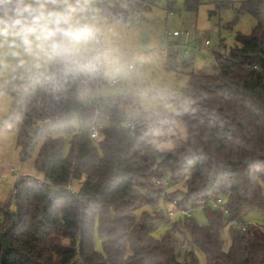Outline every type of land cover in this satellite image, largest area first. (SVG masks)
I'll list each match as a JSON object with an SVG mask.
<instances>
[{"label":"trees","instance_id":"1","mask_svg":"<svg viewBox=\"0 0 264 264\" xmlns=\"http://www.w3.org/2000/svg\"><path fill=\"white\" fill-rule=\"evenodd\" d=\"M113 1L98 0L97 8L123 23L145 3ZM197 2L185 0V9ZM231 7L230 0L216 3L218 11ZM6 8L0 4V15ZM233 12L226 29L243 14L255 26L250 35L236 34L227 51L221 43L211 53L216 74H195L191 57L179 61L178 48L167 51V70L181 69L188 81L177 94L151 96L176 114L144 112L129 94L98 98L106 125L99 145L87 134L93 112L77 91L82 82L105 85L103 66L91 54L71 53L72 30L65 16L56 18L47 70L18 67L9 82L14 104L0 132L16 131L20 162L32 160L40 179L16 181L14 212L0 204V264H199L197 254L203 264H264V227L249 222L245 232L234 230L211 206L223 199L230 218L242 221L264 214V7L243 0ZM24 21L34 26L31 16ZM158 180L173 189L162 194ZM173 201L190 216L165 225ZM198 208L205 226L192 219ZM160 225L168 228L156 237Z\"/></svg>","mask_w":264,"mask_h":264},{"label":"rangeland","instance_id":"2","mask_svg":"<svg viewBox=\"0 0 264 264\" xmlns=\"http://www.w3.org/2000/svg\"><path fill=\"white\" fill-rule=\"evenodd\" d=\"M77 1L57 0L53 4L51 0H0V4H8L11 7L7 15L5 13L0 15V18L5 19L9 24V26L0 25L7 28V35H0V123L5 120L14 104L8 87L16 69L32 67L47 70L51 58L48 49L50 37L44 39L41 28L51 31V25L58 16H65L62 23L72 30L70 49L73 55H90L99 45L100 61L107 80L105 85L95 91L96 98L129 94L137 98L144 112L162 108L174 114L177 111L172 106L151 96L154 92L177 94L188 81L185 72L181 69L170 71L166 68L167 53L164 48L176 45L181 40L174 39L171 33L189 32L200 43L209 41L204 51H194L190 54L193 59L192 71L195 74L211 75L216 74L218 69L213 70L211 53L217 51L221 43L227 51L233 45L236 34L250 35L255 26V21L249 15L243 14L231 29H226V26L234 20L233 8H237L238 3L243 0H230L232 7L219 11L216 9V3L225 0H198L193 11L185 9V0H144L145 3L136 9L140 21L130 29L127 23L107 17L100 12L97 8V0H83L78 7H75ZM107 1L112 5L114 3L113 0ZM17 6L31 7L44 12L45 18L36 25L40 28L29 36L31 41L29 45L23 43L21 35H17L21 28L13 25L15 19L24 20L29 17L27 13L24 17H16L14 9ZM131 10H129L130 18H132ZM49 12L57 13L58 16L49 17ZM35 14L38 15L39 11ZM37 36L41 38L37 39ZM183 49L181 40L178 50L182 52ZM113 79L118 83L110 86L109 82ZM25 175L40 179L32 160L26 162L19 160L16 131L0 132V204L6 205L10 212L15 211L13 200L15 183ZM172 189L173 186L168 191ZM72 190L77 192L76 185ZM262 191L264 195V187ZM191 216L197 225H206L203 209L192 211ZM243 220L264 227V214L251 212ZM167 228L165 225H160L155 231V236H161ZM223 241L229 245L227 229L224 231ZM95 249L101 251V241L97 238ZM187 249V244L180 247L181 261ZM197 256L199 264H203L201 255L197 254Z\"/></svg>","mask_w":264,"mask_h":264},{"label":"built area","instance_id":"3","mask_svg":"<svg viewBox=\"0 0 264 264\" xmlns=\"http://www.w3.org/2000/svg\"><path fill=\"white\" fill-rule=\"evenodd\" d=\"M98 1V0H97ZM132 18L127 22L128 29H130L134 24H137L140 21V17L138 16L137 10H131ZM172 37L177 40H182L183 51L179 52V60H186L191 57V52H202L204 51L205 46L209 45V41H205L204 43H200L197 41L196 37L189 32H179L174 31L171 33ZM180 40V41H181ZM180 41L177 42L176 45L168 46V48H164L165 53L171 50H176L180 45ZM212 56V54H211ZM93 57L100 61L101 58V50L99 45H97L93 52ZM118 83L116 79H113L109 82L110 86H115ZM100 85H96V87L89 85L87 82H82L80 84L79 92L77 93L78 100L87 108L91 109L93 112V119L91 125L87 131V134L94 145H99L105 139V128L106 125L100 120V110H99V101L98 98L95 97V91ZM129 133L133 131V127L131 125H127ZM158 184L162 186V194H167L170 185L166 181H157ZM211 206L218 213H221L228 222L230 228L234 230H239L245 232L247 230V225L249 222L242 221L240 219H231L229 211L225 207V201L223 199H217L216 201H212ZM187 216L190 214L176 209V201H173L171 204H168L165 207V225H172L176 217L178 216Z\"/></svg>","mask_w":264,"mask_h":264},{"label":"clouds","instance_id":"4","mask_svg":"<svg viewBox=\"0 0 264 264\" xmlns=\"http://www.w3.org/2000/svg\"><path fill=\"white\" fill-rule=\"evenodd\" d=\"M51 2L53 4H55L57 2V0H51ZM66 2V0H65ZM7 8L5 9V15H7ZM37 11H39V14H35ZM25 13H27L29 16H31V24L34 26H27L25 24V21L17 18L13 21V25H21V29L20 32L17 33V35H21L23 38V43L25 45H29L31 43V41L29 40V36L32 34H35L37 32V28L35 27V25H38L39 22L41 21V19L45 18L44 16V12L42 10H34L31 7H19L17 6L14 9V15L16 17H24ZM48 16H58L57 13L54 12H49ZM57 22H59V19L57 20ZM5 23V21L0 20V25H3ZM0 35H7V28L5 27H0ZM41 35L43 36L44 39H48L49 37H51L53 35L52 31L46 29V28H41ZM37 39H40L41 36H37Z\"/></svg>","mask_w":264,"mask_h":264},{"label":"water","instance_id":"5","mask_svg":"<svg viewBox=\"0 0 264 264\" xmlns=\"http://www.w3.org/2000/svg\"><path fill=\"white\" fill-rule=\"evenodd\" d=\"M262 3H263V7H264V0H262Z\"/></svg>","mask_w":264,"mask_h":264},{"label":"crops","instance_id":"6","mask_svg":"<svg viewBox=\"0 0 264 264\" xmlns=\"http://www.w3.org/2000/svg\"><path fill=\"white\" fill-rule=\"evenodd\" d=\"M95 49V48H94ZM94 52V51H93ZM93 52H92V54L91 55H93ZM101 59V58H100ZM101 62V61H100Z\"/></svg>","mask_w":264,"mask_h":264}]
</instances>
